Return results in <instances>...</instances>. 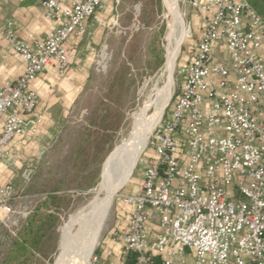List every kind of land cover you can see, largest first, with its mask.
Here are the masks:
<instances>
[{
	"label": "built area",
	"instance_id": "built-area-1",
	"mask_svg": "<svg viewBox=\"0 0 264 264\" xmlns=\"http://www.w3.org/2000/svg\"><path fill=\"white\" fill-rule=\"evenodd\" d=\"M40 5L46 17L61 18L42 40L18 39L11 20L0 29L25 66L0 83V162L16 168L25 143L35 142L21 167L23 184L45 150L36 142L43 116L31 84L53 58L60 75L69 68L76 56L65 42L84 36L88 19L105 8L104 0ZM189 5L200 36L138 160L140 179L121 197L126 224L113 233L121 247L109 264H151L155 255L164 264H264V22L245 0ZM17 199L12 181L0 185V224L26 218L30 210L16 211Z\"/></svg>",
	"mask_w": 264,
	"mask_h": 264
},
{
	"label": "rangeland",
	"instance_id": "rangeland-1",
	"mask_svg": "<svg viewBox=\"0 0 264 264\" xmlns=\"http://www.w3.org/2000/svg\"><path fill=\"white\" fill-rule=\"evenodd\" d=\"M109 3L98 22L88 23L83 83L73 102L63 106L46 134L38 140L45 150L37 163L35 175L31 182L23 184L21 169L17 168L12 181L13 192L18 197L16 211L25 207L30 213L47 196H57L48 206L58 219L56 228L46 229L39 250L27 255L24 264L54 263L62 225L70 214L95 196L103 163L131 131L145 91L152 86H162L165 81L163 68L172 21L169 6L164 0H111ZM178 5L185 26L188 28L191 23L195 28L190 27L193 38L184 34L181 39L171 96L178 90L183 79L180 68L187 60L194 39L200 34V20H196L189 0H178ZM169 104L159 119L168 112ZM107 109H111L108 123L104 119ZM118 115L121 120L114 129ZM105 122L107 129L111 130L108 134L102 131ZM146 149L138 157L126 184L113 197L89 264H109L112 260L109 244H112L113 233L121 226L118 218L122 210L121 197L140 179L138 160ZM24 220L15 214L7 223L8 227L0 224V261L8 253L11 238Z\"/></svg>",
	"mask_w": 264,
	"mask_h": 264
},
{
	"label": "bare ground",
	"instance_id": "bare-ground-1",
	"mask_svg": "<svg viewBox=\"0 0 264 264\" xmlns=\"http://www.w3.org/2000/svg\"><path fill=\"white\" fill-rule=\"evenodd\" d=\"M164 1L172 13L163 68L165 81L162 86H152L145 91L131 131L103 163L95 196L87 204L79 206L62 225L58 253L53 264H89L113 197L130 178L149 135L161 119L160 113L170 100L174 67L181 39L188 34V28L180 13L178 0Z\"/></svg>",
	"mask_w": 264,
	"mask_h": 264
},
{
	"label": "crops",
	"instance_id": "crops-1",
	"mask_svg": "<svg viewBox=\"0 0 264 264\" xmlns=\"http://www.w3.org/2000/svg\"><path fill=\"white\" fill-rule=\"evenodd\" d=\"M59 1L62 2L64 7H70L73 2V0ZM109 1L111 0H104L105 8L98 13L96 19L90 18L87 23L89 21L98 22L101 15L110 6ZM8 20L13 22L16 37L29 45L35 41L42 40L46 34L55 30L61 23V18L59 17H46L44 9L40 5V0H6L0 6V29ZM90 25L91 23L89 27ZM64 49L66 52L75 54L76 56V59L70 64L69 68L60 75L58 73V61L53 58L46 70L39 74L31 84L32 89L38 96L36 111L43 116V121L38 128L37 143L41 136L46 134L47 129L53 124L54 119L57 118L63 106L73 102L86 74V64H84V57H86V34L81 37L70 38L65 42ZM24 69L25 66L20 55L10 47L4 35L0 32V83L13 81L23 74ZM16 112L19 113V110H16ZM35 146V142L25 143L17 158L16 168H9L0 162V185L14 180L16 169H21L27 156L34 151ZM138 181L139 179L136 183ZM124 217L125 215L120 211L118 213L121 223L119 228L125 227ZM110 243H112L109 244L112 248L111 252H113L112 260H116L121 244L116 240L114 241L113 238ZM103 255L105 257V252H103Z\"/></svg>",
	"mask_w": 264,
	"mask_h": 264
},
{
	"label": "trees",
	"instance_id": "trees-1",
	"mask_svg": "<svg viewBox=\"0 0 264 264\" xmlns=\"http://www.w3.org/2000/svg\"><path fill=\"white\" fill-rule=\"evenodd\" d=\"M249 7H251L262 19L264 22V0H245ZM195 27H193L194 30ZM200 36V35H199ZM199 36H196L193 42L199 39ZM192 45V46H193ZM108 114L105 115L104 119L108 123L109 114L111 109H107ZM116 122H114L113 128L115 129L119 122V115L116 116ZM106 122L103 125V134H108ZM57 199L56 194H51L46 197V200L38 204L31 210V212L26 216L23 224H20L16 229L14 236L11 238V243L9 245L8 253L5 258L0 261V264H24L25 258L27 255L32 254V252L39 250L40 243L42 238L46 234V229L56 228L57 217H55L48 210L50 202H53ZM21 247H25L22 248ZM151 264H164L159 255H155L152 259Z\"/></svg>",
	"mask_w": 264,
	"mask_h": 264
}]
</instances>
